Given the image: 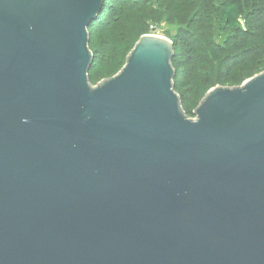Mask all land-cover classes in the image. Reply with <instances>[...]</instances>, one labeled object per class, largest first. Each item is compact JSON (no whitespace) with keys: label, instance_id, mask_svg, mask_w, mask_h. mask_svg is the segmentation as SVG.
I'll list each match as a JSON object with an SVG mask.
<instances>
[{"label":"water","instance_id":"obj_1","mask_svg":"<svg viewBox=\"0 0 264 264\" xmlns=\"http://www.w3.org/2000/svg\"><path fill=\"white\" fill-rule=\"evenodd\" d=\"M104 1L0 0V264H264V70L190 118L150 33L92 85Z\"/></svg>","mask_w":264,"mask_h":264},{"label":"trees","instance_id":"obj_2","mask_svg":"<svg viewBox=\"0 0 264 264\" xmlns=\"http://www.w3.org/2000/svg\"><path fill=\"white\" fill-rule=\"evenodd\" d=\"M153 28L173 43L174 90L190 118L210 89L264 70V0H105L87 28L90 83L117 74Z\"/></svg>","mask_w":264,"mask_h":264},{"label":"rangeland","instance_id":"obj_3","mask_svg":"<svg viewBox=\"0 0 264 264\" xmlns=\"http://www.w3.org/2000/svg\"><path fill=\"white\" fill-rule=\"evenodd\" d=\"M151 33L154 35L160 36V37L168 38L167 35L165 33H163V31L160 29L153 28V31H151ZM171 34H172V31H171Z\"/></svg>","mask_w":264,"mask_h":264}]
</instances>
